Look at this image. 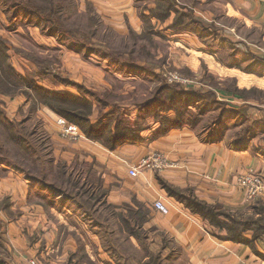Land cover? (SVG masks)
<instances>
[{"label": "rangeland", "instance_id": "1", "mask_svg": "<svg viewBox=\"0 0 264 264\" xmlns=\"http://www.w3.org/2000/svg\"><path fill=\"white\" fill-rule=\"evenodd\" d=\"M156 1L131 0L129 5H125V0H0V36L6 41L11 62L18 71L17 76L12 75V78H24L18 81L20 85L17 88L8 90L6 98H1L12 126L8 124L5 130L0 125V141L9 140L16 135L22 142L32 145L47 137L44 124L53 122L56 124V118L61 117L47 107L32 113L30 110L33 100L29 102L19 94L20 89L28 92L23 85L27 80H33L47 89L67 90L66 92L76 94L77 91L69 87L55 84L53 78H68L82 85L85 97L95 105L96 103L90 99L93 92L98 96L107 91L112 93L107 108H102L103 111L99 110V114L96 110L91 111L92 122L95 125L99 123L101 112L108 113L113 110L115 114L111 128H115V123H118L127 129L142 130L139 131V135L143 137L149 135L151 128L160 131L165 118H178L173 108L176 107L178 110H185L184 119L200 133L221 131L222 135L228 133L233 141L239 133L242 132L241 134L244 135L246 128L251 126V122H255L259 113L255 117L256 110H251V116L248 118L239 109H244L246 103L264 107V93L257 90L258 87L245 88L243 91L248 93L239 94L238 103L232 104L230 101L237 99L233 94L235 89L240 90L238 88L240 83L236 82L235 78L225 77L223 72L226 70L221 65L216 66L213 62L204 63L202 59L195 63L199 55L183 54L178 44L189 46L190 43L185 39L176 38L174 32L176 30L170 29L172 20L160 23L149 18L151 17L149 9ZM178 2L187 6V10L189 8L199 11L196 17L204 22V26L214 28L216 23L219 31L226 27L230 30V36L225 34V39L230 37L229 39L238 42L245 41L251 48L258 50L259 56H264L262 39L264 31L246 25V22L239 19L230 8L228 11L226 4L231 3L232 0L231 2L216 0L208 3L207 0ZM217 33L216 42L208 46L196 38L198 45L201 43L205 46L204 51L201 52L207 53L215 49L219 52L218 60L224 64H227V60H224L223 56L234 55L236 60L251 58V56L245 57L246 45L240 48L231 46L232 44L226 45L233 48L230 50L226 47L227 51H225V44L219 42V36H223V31ZM192 40L194 41L193 38ZM218 60L216 59L217 62ZM44 62L45 67V64L42 66ZM240 64L242 68L251 67L253 70L264 72V66H261L257 60L250 59ZM245 70H239L241 74L238 72L240 76L244 75L241 76V84L250 85L249 78H252L250 77L252 74ZM174 74L182 77L179 80L181 82H171L174 80L171 76ZM254 76L253 78H264ZM246 77L249 83L246 82ZM162 89H165V92L159 94ZM40 92V95L37 92L33 93L37 97L49 98L43 91ZM192 92L201 95L204 100L199 96L186 97ZM155 98H158V101H155ZM148 103L150 105L147 110L141 111L139 106ZM235 112L240 114L238 119H234ZM221 114L225 115L222 123H220ZM260 116H264V111ZM77 122L82 127H87L84 123ZM54 135L59 138L60 132L59 136L57 132H53ZM249 136L250 133L246 135L247 138ZM3 145L6 151L0 149V187L6 185L8 180L3 178L10 172L2 165L6 169L15 171L14 167L21 164V160L14 157L12 146ZM6 157L13 162L8 164L6 160H1ZM25 167L30 171H23ZM17 171L24 174H22L24 180L25 176L30 174L34 176L36 173V170L31 169L28 164L22 165V169ZM35 176L37 177V174ZM62 200L64 198L60 199ZM109 233L110 228L107 226L98 232L103 237L105 247H108L113 255L121 254L127 258L129 253H134L139 257L137 259L144 256L143 243L139 244L141 250L138 252L133 245L123 242L122 239L118 242L109 237ZM17 251L18 253L14 250L8 253L2 252L1 255L4 257L0 260V264L50 262L59 264L55 255H51L52 259L48 257L47 262L45 257L47 254L42 250L39 255H31L32 253H29L23 245H19ZM112 259L105 257L104 262H107L105 264H110Z\"/></svg>", "mask_w": 264, "mask_h": 264}, {"label": "crops", "instance_id": "2", "mask_svg": "<svg viewBox=\"0 0 264 264\" xmlns=\"http://www.w3.org/2000/svg\"><path fill=\"white\" fill-rule=\"evenodd\" d=\"M209 1L216 0H207V3ZM130 2L131 0H125L124 3L129 5ZM228 8L239 19L244 20L246 25L264 31V0H232L226 4L229 11ZM131 10L133 11V7ZM193 10L195 16L199 15V11ZM215 27L218 29L216 23ZM222 31L221 39H224L225 34L230 36V30L226 27L219 32ZM176 38L190 43L189 46L178 45L187 56L190 53L199 55L195 63L202 59L204 63L221 65L226 70L223 72L225 77L235 78L240 83V90L253 86L264 93V78H253L257 74H252V78H249L250 85L241 84V76L244 75L240 76L239 70H242L231 67V64L241 65L240 62H248L250 59H264L249 43L231 40L230 37L226 39L228 44H234L231 46L239 43L246 45L249 53L245 57L251 56L237 60L230 58V55L223 56L229 65L218 60L219 52L215 49L207 52L209 55L201 52L205 46L201 43L198 45L197 35L185 32L176 34ZM262 39L264 42L263 35ZM231 46H225V51L226 47L231 50ZM260 65L263 66L261 63ZM261 73L263 74L257 76L264 77V72ZM237 100L238 97L230 102L238 103ZM245 105L244 108L250 111V105H254L255 117L259 113L255 122L250 123H254L256 129L255 134L248 137L250 140L246 145H237L228 133L222 135L221 131L216 130L200 133L196 127H183L157 132V128H151L149 135L143 136L140 141L125 142L117 149L109 150L100 143L85 138L77 142L62 139L57 124H44L52 143L51 157L55 163L65 161L72 166L76 162H95L96 178L101 180V187L96 186L95 193L98 196L103 190L106 195L96 204L95 213H91L88 208L83 210L77 203L60 201L61 197L53 198L49 190L29 182L26 176L25 181L23 173L6 169L2 165L10 172L3 178L8 180L6 185L0 187V260L4 257L2 252L14 250L18 253L19 245H23L31 255H39L41 250L46 252L47 262L48 257L52 259L55 255L59 264H105V257L113 258L110 264H149L152 257H159V264H264V237L255 238L252 231H247L243 234L242 241H231L226 231L216 224L223 223L226 220L224 217L209 221L202 214L194 213L169 196L161 185L163 182L187 190L208 206H216L221 211L239 217L250 216L255 213V206L264 205V196L247 202L238 186L240 176L250 171L264 178V154L259 151L263 146L264 116L260 115L264 107L252 103ZM53 132H57L59 138L53 136ZM154 153L165 155L173 166L161 172L141 171L137 177L130 176V170L142 158ZM6 199L10 201L7 208L2 206ZM157 201L166 206L167 214L155 209ZM139 205L147 211L148 219L137 226L140 227V237H136L127 232L120 216L135 215ZM134 223L135 220H132L133 225ZM104 226L110 228L109 237L118 242L122 239L133 245L135 251L140 252L139 244L143 243L145 254L142 259H137L139 257L134 253H129L127 258L110 253L103 237L98 234Z\"/></svg>", "mask_w": 264, "mask_h": 264}, {"label": "trees", "instance_id": "3", "mask_svg": "<svg viewBox=\"0 0 264 264\" xmlns=\"http://www.w3.org/2000/svg\"><path fill=\"white\" fill-rule=\"evenodd\" d=\"M178 1L179 0H157L153 7L149 9V12L151 13V17L149 18H152L153 20H156L160 23H166L169 20H172L170 29L176 30L174 31L176 32L175 34L191 32L192 34L197 35L199 37V40H201L207 46L210 45L212 42H216L215 35L218 34L217 32H219V30L215 26L214 28H210L208 27V25L204 26V22L198 19L195 15H193V9L191 10L188 8L187 10V6H183L184 4L181 5ZM179 4L181 6H179ZM221 38L222 37L219 36V42L225 44V46L230 45L228 44V41L225 38ZM240 46L243 45H241L240 43L238 45H235V47L237 48H240ZM245 49V52L249 53V50L246 47ZM245 55L248 54L245 53ZM230 58H235V56L232 55V57ZM257 62L261 63L264 66V59H258ZM227 64L230 65V63L228 62ZM43 65L45 67L46 63L44 62L42 66ZM231 65V67L233 68L237 67L241 70L246 69L245 71L250 74H263L261 72L258 73V71L253 70L251 67L242 68V66L240 65ZM42 70L43 69H41V71ZM17 74L18 71L14 68L11 62V57L8 54L7 43L2 38V36H0V125L2 126L1 128H5V130L8 127V124L12 126V122L9 119L10 116L6 108H4V102L1 98H6L5 96L8 95V90H10L11 88L15 89L20 85L18 81L24 78H12L13 76H17ZM10 76L11 78H8ZM52 81L55 84L62 85L66 88L69 87L77 92L75 94L73 92H59L50 90L44 88L43 86H39L37 82L33 80H27L26 84L22 82L23 85L26 86L25 89L28 90V92H24L25 90L20 89L19 96H24V98L29 102L33 100L32 109L30 110L32 113L37 112L41 108L47 107L52 112L65 119L68 123L76 125L85 139L92 142H98L109 150H115L125 142H136L142 139V136L139 135V131L142 130L127 129L118 123H115V128H111L113 117L115 114L113 110L109 111L108 113L101 112V115L98 118L99 123L96 125L93 124L91 111L96 110L99 114L100 111H103L102 108H107L110 105L109 98L112 96L111 92L107 91L99 96L96 95L95 92H93L91 94L92 97L90 99L96 103L95 105L93 102L87 100L88 98L85 97V93L83 91L84 88L82 85L73 82L68 78H53ZM40 91H43L45 95H47L49 98H41L39 96L37 97L33 93L37 92L38 95H40ZM256 91L257 90H255V92ZM162 92H165V89H162L159 94H161ZM245 93L248 92L235 89L233 95L238 97L239 94ZM191 94H188L186 97L191 96L193 98L199 96L201 100H204L202 99L201 95H198L195 92H192ZM155 99V101H158V98ZM149 105L150 103L144 106H139V108L141 109V111L147 110V107ZM173 108H175L178 118H165V121L162 125L163 127H161L159 130H161L162 132L167 128L192 127L191 125H189L190 123H188V121L184 119L183 114H185V110H178V108L176 107ZM249 109L254 110V105H250ZM239 111L244 112L243 114H246L249 118L250 110L241 108L239 109ZM86 113L89 114L86 115ZM231 113L232 115H234L233 112ZM235 115L240 116L238 112H235ZM224 116L225 115L221 114L220 123H222L225 119ZM15 120H17V118H15ZM77 121L84 123L85 125H87V127H82L81 124ZM140 127L142 126L140 125ZM255 129V124H251L250 127L246 128V132L244 135L241 134L242 132L238 134V136L234 139L235 144H248L250 139L247 138L246 135L249 133L250 135H254ZM262 140L264 142V137ZM3 144L11 145L14 151V157L19 158L21 160V164L15 166L14 170H21L22 165L25 164H28L31 169L36 170L35 175L37 174V177L31 174L26 176L29 182L35 181L37 184L42 185L43 188L49 190L52 193L53 198H64V201L77 203V205H79L83 210H85V208H88L91 213H95L94 208L96 204L100 203L101 199L106 195V192L101 190L100 194L96 196L95 187H101V180L99 178H96L97 170L95 162L83 164L76 162L72 166L68 165L65 161H59L58 163H55V160L51 157L52 143L48 135L41 142L40 140H38L37 144L32 145L22 142L20 138H17V136L14 135L12 138H9V140L4 139L3 142L0 141V149L5 152L6 148ZM259 151L263 152L264 154V144L262 147L259 148ZM1 160H6L8 164L13 162L9 157H6ZM23 169V171L25 172L30 171V169H27L26 167ZM161 185L167 191L169 196L183 203L194 213L202 214L209 221L213 222L214 220H219L220 217H224L226 220L223 223L216 224H218V228L226 231L228 238L231 241H242L243 234L247 231H252L255 234V238L261 236L264 237L263 204L255 206V213H253L252 215L247 217L242 215L241 217H239L238 215L228 214L224 211H221L216 206H208L204 202H201L198 199L194 198L191 193L187 190H181L163 182L161 183ZM9 204V199H6L3 202L2 206L7 208ZM147 216V211L142 205H139V209L135 215L131 214L125 217L120 216V218H123L126 230L129 234L134 235L136 237H140V227L137 228V226L143 223L145 219H148ZM132 220H135L134 225L132 224ZM159 263V257H152V259L149 261V264Z\"/></svg>", "mask_w": 264, "mask_h": 264}, {"label": "built area", "instance_id": "4", "mask_svg": "<svg viewBox=\"0 0 264 264\" xmlns=\"http://www.w3.org/2000/svg\"><path fill=\"white\" fill-rule=\"evenodd\" d=\"M171 77L174 78V80H171V82H173L179 81L181 76L174 74ZM56 124L60 128V136L62 139L73 142H77L82 139V133L76 125L68 123L61 118H56ZM172 166L173 164L169 162L165 155L154 153L142 158L139 163L130 170L129 174L132 177H137L141 171L161 172ZM238 186L244 193L247 202L255 201L264 196V178L260 174L253 171L240 176L238 179ZM154 207L162 214L168 213L166 206L160 201L155 202Z\"/></svg>", "mask_w": 264, "mask_h": 264}, {"label": "bare ground", "instance_id": "5", "mask_svg": "<svg viewBox=\"0 0 264 264\" xmlns=\"http://www.w3.org/2000/svg\"><path fill=\"white\" fill-rule=\"evenodd\" d=\"M186 101V100H185Z\"/></svg>", "mask_w": 264, "mask_h": 264}]
</instances>
